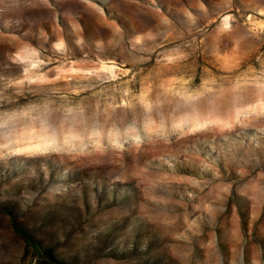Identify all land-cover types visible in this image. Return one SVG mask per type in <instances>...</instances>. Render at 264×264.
<instances>
[{"label":"rangeland","instance_id":"374dc122","mask_svg":"<svg viewBox=\"0 0 264 264\" xmlns=\"http://www.w3.org/2000/svg\"><path fill=\"white\" fill-rule=\"evenodd\" d=\"M1 202L71 264H264V0H0ZM0 264L49 263L0 217Z\"/></svg>","mask_w":264,"mask_h":264},{"label":"trees","instance_id":"16d2710c","mask_svg":"<svg viewBox=\"0 0 264 264\" xmlns=\"http://www.w3.org/2000/svg\"><path fill=\"white\" fill-rule=\"evenodd\" d=\"M22 210L18 207H15L10 202L0 203V217L5 219V224L7 229L16 237H18L24 244L26 248H31L34 252L37 253V256L46 260V263L49 264H71L69 261L64 258L56 256L53 251L44 246L37 236V232L43 228L42 225H39L36 229L35 226H31L27 222H23L22 218L19 217ZM31 223V222H30ZM33 223V222H32ZM35 229V230H33Z\"/></svg>","mask_w":264,"mask_h":264}]
</instances>
